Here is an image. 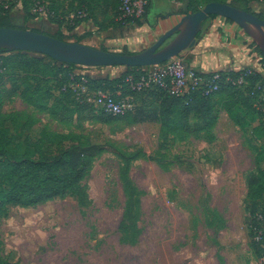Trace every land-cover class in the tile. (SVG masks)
<instances>
[{"label":"rangeland","instance_id":"obj_1","mask_svg":"<svg viewBox=\"0 0 264 264\" xmlns=\"http://www.w3.org/2000/svg\"><path fill=\"white\" fill-rule=\"evenodd\" d=\"M19 1L22 6L9 12L26 15L27 29L50 35L62 32L49 14L53 9L68 17L77 5L90 7L95 3ZM192 1L199 10L207 4V0ZM98 2L109 10V17L114 16L119 0ZM249 7L257 13L264 0H249ZM207 25L205 21L198 37ZM65 40L75 41L70 31ZM188 49L179 56L185 59ZM137 52L141 51L130 53ZM31 55L36 60L46 56ZM122 67L78 65L71 69V75L57 79L51 69L44 79L13 71L17 91H10L12 81L6 83L1 112L8 118L15 143H25L27 135L37 139L47 128L84 134L106 151L97 157L82 182L88 192L85 200L73 193L0 214V258L12 264H263L250 246L246 199L248 178L264 168V137L257 139L253 132L256 127L263 131L264 112L258 110L247 117L245 127H240L222 110L218 129L213 130L214 140L207 133L184 139L166 136L157 122L129 123L124 116L104 114L89 101L99 92L131 94L123 89V82H104L107 77H124L126 67ZM141 72L132 76L140 77ZM27 83L36 90L29 102L20 95ZM140 99L149 105L148 99ZM53 107L56 117L39 109ZM79 108L84 110L72 114ZM239 111L246 114L243 108ZM26 121L32 124L28 131L22 130ZM120 150H142L147 155L131 165L130 179L141 193L134 196L130 218L126 216L128 196L121 179Z\"/></svg>","mask_w":264,"mask_h":264},{"label":"trees","instance_id":"obj_2","mask_svg":"<svg viewBox=\"0 0 264 264\" xmlns=\"http://www.w3.org/2000/svg\"><path fill=\"white\" fill-rule=\"evenodd\" d=\"M90 1L95 2L90 7L77 5L74 19H70L73 14L65 17L61 13H56L54 9L55 14H50V16L58 23L59 27L62 28L67 25L68 31H73L81 23L88 20H92L99 30H106L111 24L119 27L141 25L151 2V0H145L144 11L141 14L124 16L121 10L122 0H119L114 16L109 17L107 15L109 10L104 9L98 0ZM215 1L229 3L238 8L251 11L249 0H207V3ZM182 3L187 11L186 13L199 10L195 8L192 0H182ZM80 13L86 15L80 17ZM255 14L264 19V14ZM215 16L217 15H212L210 18ZM26 21V15L17 16L0 9V27L27 29L25 27ZM53 36L63 40L66 39V35L61 31ZM101 49L107 50L106 48ZM123 53L130 52L125 51ZM31 54L32 52L10 51L0 48V214L12 207L35 206L58 198H66L73 193L85 200L88 197V192L82 182L91 173L97 157L106 151L105 147L93 143L84 134L75 132L60 133L47 128L43 129L37 139L27 135L25 143H15L14 133L8 127V118L1 112V108L5 103L2 94L4 90L7 91L6 83L12 81L10 91L14 94L17 91L16 81L12 79L14 77L13 71H21L25 75L35 74L33 76L35 79H39L38 77L44 79L48 69H51L55 70V78L57 79L58 77L68 76L67 74L71 72V69L78 66L73 63H60L45 55V57H38L36 60L31 57ZM261 54L264 61L262 50ZM145 68L126 67L124 77H107L104 79L105 83L115 85L123 82V89L126 88L130 91L131 94L121 93L120 95H115L116 93L113 92V95L119 99L126 97L133 99L134 109L124 115L129 123L152 121L160 124L161 133L166 136L172 135L184 139L190 135L199 137L202 133H207L209 138L214 140L213 130L217 126L222 110H225L229 117L240 127L246 126L247 117H252L254 114H258L259 111L264 112V77L254 71L245 69L228 74L219 72L223 82L217 91L208 95L199 90L190 91L184 95H176L171 93L170 85L164 87L151 83L142 89H134L130 85L129 77L135 75L138 71H144ZM143 73L141 72V74ZM205 74L211 76L213 72ZM242 74H246V83L234 85L232 81H237ZM17 75L19 76V74ZM228 78L231 81H227ZM138 79L139 76H134L135 81ZM35 93V85L27 83L20 95L22 99L29 102ZM138 96L148 99L149 105L141 103ZM82 107L86 106L82 105ZM239 108L245 109L246 114L240 113ZM39 109L54 117L58 114L55 107L52 109ZM83 110L80 108L74 109L72 114L74 112L81 113ZM99 119L101 121L105 120L102 116H99ZM31 125L29 121H26L22 126V130H30ZM253 132L257 139L264 137V128L261 131L260 127H256ZM19 147H23V151H18ZM119 155L123 160L121 179L128 196L126 216L130 218L132 217L131 204L134 196L141 193L130 179L131 165L133 161L147 155L142 150L133 152L120 150ZM247 188L246 209L249 212L247 221L251 238L250 246L264 264V168H259L257 173L248 178ZM0 264L12 263L0 258Z\"/></svg>","mask_w":264,"mask_h":264},{"label":"crops","instance_id":"obj_3","mask_svg":"<svg viewBox=\"0 0 264 264\" xmlns=\"http://www.w3.org/2000/svg\"><path fill=\"white\" fill-rule=\"evenodd\" d=\"M186 12L182 0H151L141 25L119 27L111 24L106 30H99L92 20H88L70 32L75 41L92 47L142 51L175 26ZM263 12L264 7H259L257 13ZM207 23L196 44L185 55L191 68L202 73L227 74L247 69L264 76L260 47L243 27L221 16L209 18ZM64 28L61 30L67 35ZM219 124L220 118L215 129Z\"/></svg>","mask_w":264,"mask_h":264},{"label":"water","instance_id":"obj_4","mask_svg":"<svg viewBox=\"0 0 264 264\" xmlns=\"http://www.w3.org/2000/svg\"><path fill=\"white\" fill-rule=\"evenodd\" d=\"M212 15L224 17L243 27L264 53V19L254 12L216 1L207 3L196 12L185 13L181 20L163 33L153 45L137 53L104 50L19 27H0V48L42 54L60 63L87 67H149L162 64L180 55L185 49L193 47L203 23ZM177 33L179 35L164 46Z\"/></svg>","mask_w":264,"mask_h":264},{"label":"built area","instance_id":"obj_5","mask_svg":"<svg viewBox=\"0 0 264 264\" xmlns=\"http://www.w3.org/2000/svg\"><path fill=\"white\" fill-rule=\"evenodd\" d=\"M144 5L145 0H122L121 10L124 16L139 15L144 11ZM20 6H22V2L19 0H0V9L5 11H11ZM49 14L54 15L55 12L52 11ZM85 15V13L79 14L80 17ZM70 17V19H74L75 14ZM128 80L134 89H142L151 83L164 87L170 85L171 93L176 95H184L196 90L203 91L208 95L217 91L223 82L219 72H213V75L207 76L205 73L191 68L179 55L162 64L146 67L137 81L133 76H130ZM227 81H231V79L228 78ZM232 83L234 85L246 83V74H242L237 81H232ZM89 101L99 106L104 113L113 116H124L135 107L131 97L119 99L108 92H99Z\"/></svg>","mask_w":264,"mask_h":264}]
</instances>
